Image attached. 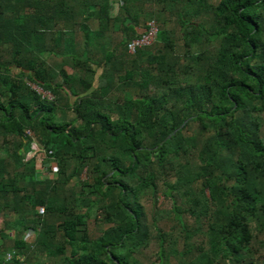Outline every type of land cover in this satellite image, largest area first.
<instances>
[{"label": "trees", "instance_id": "16d2710c", "mask_svg": "<svg viewBox=\"0 0 264 264\" xmlns=\"http://www.w3.org/2000/svg\"><path fill=\"white\" fill-rule=\"evenodd\" d=\"M262 113L264 0H0V264H264Z\"/></svg>", "mask_w": 264, "mask_h": 264}, {"label": "built area", "instance_id": "2783aa9c", "mask_svg": "<svg viewBox=\"0 0 264 264\" xmlns=\"http://www.w3.org/2000/svg\"><path fill=\"white\" fill-rule=\"evenodd\" d=\"M158 33V25L156 24V21L154 19H150L147 21V25L146 27H144V31H142L140 33L139 36L131 38L128 42H127V51L129 53H134L136 51L137 48H140L142 46H146L151 44ZM33 87L38 91L41 92L43 95H46L48 97H50V93L43 91L41 89V87L33 85ZM27 134L30 135L32 137V143H31V148L32 150L30 152H32L31 156H35V163L36 166L38 165V160L40 161V165H42V158H43V153L40 150V148L38 147L36 141L33 139V135L30 131H27ZM29 152V153H30ZM39 167H43V166H39ZM39 213H42L43 208L42 207H38L37 208ZM10 258V254L7 253L6 254V259Z\"/></svg>", "mask_w": 264, "mask_h": 264}, {"label": "rangeland", "instance_id": "374dc122", "mask_svg": "<svg viewBox=\"0 0 264 264\" xmlns=\"http://www.w3.org/2000/svg\"><path fill=\"white\" fill-rule=\"evenodd\" d=\"M260 121H261V125H262V127H261V131H262V133H263V135H264V113L261 114V116H260ZM31 155H32V152L29 153V156H31ZM39 162H40V161L38 160V163H37L38 165L36 166L37 169H38L39 171H41L43 174H46L47 172L44 170V168H43V167H39V166H42V165H40ZM161 201H162V197L160 196V197L158 198V202H159V204H160L161 206L164 204V205H163L164 207H168V206H169L168 203H162ZM160 202H161L162 204H161ZM150 204H151V201H149V200H145V201H144V205H145L147 211H148V209L150 208ZM88 225H89L90 232H91L92 234H97V233H98L97 227H96L95 224L93 223L92 219L89 220ZM165 228H166L167 230L169 229V223L165 225ZM155 249H156V245H155V243H154L153 241H151V242L149 243V245L147 246L146 250H145L146 255L148 256V258H149V257H150V258H153V257H154V255H155V253H154V252H155ZM145 262H146V261H145Z\"/></svg>", "mask_w": 264, "mask_h": 264}, {"label": "water", "instance_id": "95a60500", "mask_svg": "<svg viewBox=\"0 0 264 264\" xmlns=\"http://www.w3.org/2000/svg\"><path fill=\"white\" fill-rule=\"evenodd\" d=\"M142 31H144V28H140L139 29V33H141ZM174 132V131H173ZM169 136V135H168Z\"/></svg>", "mask_w": 264, "mask_h": 264}]
</instances>
